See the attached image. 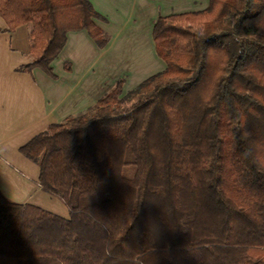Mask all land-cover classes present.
Instances as JSON below:
<instances>
[{
  "label": "trees",
  "instance_id": "1",
  "mask_svg": "<svg viewBox=\"0 0 264 264\" xmlns=\"http://www.w3.org/2000/svg\"><path fill=\"white\" fill-rule=\"evenodd\" d=\"M0 16L29 28L20 71L55 78L70 31L110 41L89 0H0ZM152 37L162 72L18 149L69 218L0 191V264H264V0L161 15Z\"/></svg>",
  "mask_w": 264,
  "mask_h": 264
},
{
  "label": "crops",
  "instance_id": "2",
  "mask_svg": "<svg viewBox=\"0 0 264 264\" xmlns=\"http://www.w3.org/2000/svg\"><path fill=\"white\" fill-rule=\"evenodd\" d=\"M89 1L107 19L94 21L110 35V41L101 49L86 30L68 32L65 46L51 63L55 78L40 68L19 70L30 62L26 25L0 33V191L13 203L35 205L66 219L68 208L41 189L39 167L18 149L52 123L92 108L124 79L119 75L123 71L139 78L162 68L152 37L154 23L161 15L187 12L177 5L179 0ZM192 3L191 8L196 7L197 2ZM199 3L207 6L208 0ZM6 26L0 16V28ZM112 54L119 70L110 79L106 67L110 69L107 58L111 61Z\"/></svg>",
  "mask_w": 264,
  "mask_h": 264
},
{
  "label": "rangeland",
  "instance_id": "3",
  "mask_svg": "<svg viewBox=\"0 0 264 264\" xmlns=\"http://www.w3.org/2000/svg\"><path fill=\"white\" fill-rule=\"evenodd\" d=\"M186 1L187 0H179L178 1L179 3L177 5L181 4L182 6L185 7V9H183V10H186V11L200 10V9H203V8L206 7L204 5H200L199 1L201 2V0H193V2H197V3H196V7H192V8H191V6H193L192 0H188L187 2ZM197 5H200V6H197ZM187 7H189V8H187ZM113 55L114 54H112V60L111 61H110L109 57L107 58L108 61L106 60L107 62H109L108 67L110 66V69L109 68L107 69V67H106V72L108 71V75L107 76H109L110 79H113V77H114L113 75L117 74L118 70H119L118 68L115 67V63H113L114 62ZM118 66L121 67L122 64H118ZM164 69H165V63L163 62L162 68H160L159 70H157V71H155L153 73H148V74H146L144 76H141L139 78H134V75L131 74V72H129L128 70L123 71V74H119L121 78L125 79V83L123 85V92H122L121 96H126L130 91H132L135 88H137L138 85L142 81H144L146 78H148L149 76H151V75H153V74H155L157 72H160V71L162 72Z\"/></svg>",
  "mask_w": 264,
  "mask_h": 264
}]
</instances>
